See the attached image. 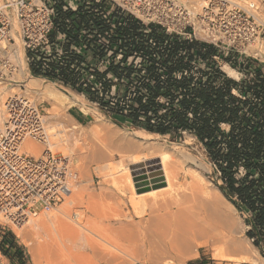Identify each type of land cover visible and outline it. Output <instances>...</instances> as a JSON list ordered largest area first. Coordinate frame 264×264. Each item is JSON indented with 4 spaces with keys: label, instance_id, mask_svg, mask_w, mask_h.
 Instances as JSON below:
<instances>
[{
    "label": "trees",
    "instance_id": "1",
    "mask_svg": "<svg viewBox=\"0 0 264 264\" xmlns=\"http://www.w3.org/2000/svg\"><path fill=\"white\" fill-rule=\"evenodd\" d=\"M72 15L55 6L52 30L56 25L62 31ZM96 19L84 13L72 23L99 25ZM127 26L118 34L120 46L125 57L136 52L141 60L110 63L103 76L110 73L117 78V94L124 99L122 105L104 107L115 119L150 135L172 140L184 133L192 136L216 170L222 195L246 216L248 238L264 249V68L224 57L211 45L167 36L153 26L145 34L139 22L129 18ZM62 49L68 51V46ZM220 61L247 78L239 82L228 78ZM78 65L71 51L61 66L51 63L50 68L60 71L64 86H74ZM28 68L32 76L55 81L36 71L34 59ZM104 86L108 89L111 83Z\"/></svg>",
    "mask_w": 264,
    "mask_h": 264
},
{
    "label": "built area",
    "instance_id": "2",
    "mask_svg": "<svg viewBox=\"0 0 264 264\" xmlns=\"http://www.w3.org/2000/svg\"><path fill=\"white\" fill-rule=\"evenodd\" d=\"M102 1L109 3L119 15L138 21L145 34L153 26L167 36L211 45L224 57H235L239 63L249 62L264 68V0ZM54 5L41 0H2L0 81L11 80L20 61L11 34L16 22L15 36L26 61L29 63L34 59V68L40 75L49 74L54 77V83L62 82L63 75L58 69L50 68V64L61 66L71 53L58 47L52 49L53 44L49 42ZM99 17L101 25L96 29L104 31L102 35L97 32L98 41L91 45L92 50L102 54V66L107 68L110 63L122 65V61L138 63L141 56L132 52L125 57L120 40L115 51L110 47V41L116 39L115 28L105 13H100ZM148 43L151 47L155 45L152 40ZM86 44L84 42L82 47L74 50V55L80 56ZM83 69L78 66L74 71ZM93 72L90 69L91 80ZM92 91L100 96L108 94L100 83ZM108 105L114 107L115 103ZM4 112L0 128V222L22 229L37 215L51 211L64 201L70 194L72 173L65 158H55L50 152L40 158L22 153L25 141L40 143L46 140L43 117L27 95L8 97ZM0 264H3L1 254Z\"/></svg>",
    "mask_w": 264,
    "mask_h": 264
},
{
    "label": "rangeland",
    "instance_id": "3",
    "mask_svg": "<svg viewBox=\"0 0 264 264\" xmlns=\"http://www.w3.org/2000/svg\"><path fill=\"white\" fill-rule=\"evenodd\" d=\"M1 2L2 0H0V4ZM15 31H17L16 22H14L13 24L11 34L14 38V48L17 50V54L20 56V61L17 64V69L13 72V77L11 78V80L7 79L3 82L0 81V109L4 112V103L8 97L14 94L27 95L28 98L31 99L33 104L38 108L41 116L43 117L44 130L46 135V140L44 142H36V144L39 145L40 149H42L43 152H41L38 157L32 155L31 156L34 158H40L42 155H44L45 153H49L50 151V153L55 158H65L69 163L72 173V181H70V185L72 188V192L70 190V193L72 195L71 197L68 195L70 199L67 196L64 201L59 203L54 209L47 213H57V215H59V211H61L62 209L65 210L64 208L69 207L66 206L69 204L72 210H77L76 208H78L77 211H81L82 209V211L86 212L88 215H90V213H97V216H102L101 218L104 219L105 217H112L113 215L118 213L117 206L119 202H124V205L128 206L130 209V206L128 204L129 193H126L128 191V184H126V180V182L123 180L126 179L124 176V167H127L129 169V164L131 162L130 160L133 157L140 156L143 153L139 152L138 149L129 150L127 151L128 153L126 152L127 154L121 152L116 146L117 143H115V137V139L118 140L117 142H120V140L123 139L131 143L139 144L142 140L152 141L166 148L174 149L175 147H177L179 148L178 151L180 150L183 155L189 156V159L187 161L176 167V169H178L176 171L177 176L175 179V182L177 183L176 189L179 191L178 193H181L183 195L190 193L191 190L194 191L197 197L195 203V212L198 218L202 219L210 215H207V213H205V208L202 207L200 203L207 201V190L209 192L211 191V195L215 196L218 191L222 195L218 188L220 182L217 181L216 170L209 163L203 148L192 136L184 133L180 138L172 140L170 137L150 135L142 130H136L132 128L127 121L115 119L109 112V108L104 107L109 103H119L120 105H122L124 99L122 95L111 92V94H107L105 96H79L72 93V91H70L68 88H65L57 83L43 79L41 77L32 76L29 71L28 62L26 61L23 49L20 45V41L15 36ZM225 65V63L220 61V69ZM232 70L236 73V77L234 78L228 77L221 69V71L228 78L236 82L247 78L245 74L235 69ZM32 78L40 79V83L42 86L48 87L54 92L62 93L66 97H69L71 101H74L78 103L79 106L85 108L89 112V115H91L89 120L84 123L83 126H80L79 124L74 122L70 116V113L72 109H79V106L77 107L74 105H66L65 107H60L55 102L45 99V97L40 94L42 90L33 91L29 87L28 82ZM20 88L22 89V92L20 91ZM1 97L4 100H2ZM3 112L0 128L2 127V124L4 122ZM95 119H99V121H101V123L99 122L97 124V126L99 125V130L97 129L99 132L96 131V134L90 130L93 125L95 126ZM50 144H53V147H49ZM62 149L64 155L62 154L63 152H60V150ZM94 152H97L96 157L94 155ZM97 156H99V158ZM129 174L130 179L133 182V177L130 171ZM72 198L74 199V202ZM162 198L163 196L158 197L159 200ZM223 198L224 200H226L224 196ZM66 200L71 201L70 203H68L69 201L67 202ZM71 202H73V205H71ZM226 202L230 204L227 200ZM77 205L81 206L76 207ZM230 205L233 209L228 205L226 206L225 202L223 203V205L220 203V209L218 208V210H221V214H211V216H209L210 218H208V225L212 227V238L210 237L211 240L207 237H205L207 239L199 238V240L198 238H196L193 241V248L196 257L186 260L183 264H253L249 261V258L251 257L259 258L260 262L264 264V249L261 247L257 248L254 245V240L248 238L247 236V232L250 229L245 222L246 216L241 215L232 204ZM84 206L88 207L89 209L84 208ZM98 210L101 211V213ZM102 210L104 213L102 212ZM230 212L231 214H229ZM106 213L110 214L107 215ZM44 214L46 213H40V215ZM218 216H220L221 218ZM39 217L40 216L37 215V217H35L30 224L19 230L11 226H7L3 222H0V254L3 257V264H33L30 255V249H34V238H31L30 234L32 231H34V223ZM139 218L141 219L139 220ZM139 218L136 217L137 220L134 219V221H146L147 219H149V216L145 214ZM111 224L110 225L113 228L119 227V223L114 221V219L111 220ZM222 236L226 237H223V240H225L224 242L227 243L225 246L226 248H224L225 250L222 249L221 246V242L223 241ZM91 237L96 238L95 236ZM5 238H7V240ZM93 240L99 241L100 239L96 238ZM212 240H215L214 243L212 242ZM231 241H236L237 244L239 243V248L234 249L233 247H231ZM218 242L220 243V246L217 245ZM251 247L254 248L255 251L252 250ZM7 250L9 251V253L5 255V252ZM220 251H222L224 257L226 256V259H219ZM65 258L66 257L64 255L59 259L60 264L64 262ZM244 259L247 260L241 261ZM169 261H174V258L166 259L162 262V264H165ZM42 264H47V262H42Z\"/></svg>",
    "mask_w": 264,
    "mask_h": 264
},
{
    "label": "bare ground",
    "instance_id": "4",
    "mask_svg": "<svg viewBox=\"0 0 264 264\" xmlns=\"http://www.w3.org/2000/svg\"><path fill=\"white\" fill-rule=\"evenodd\" d=\"M221 69L228 77H236V73L228 66H222ZM28 85L33 91L42 90L40 94L45 99L55 102L60 107L66 105L79 106L78 103L71 101L69 97L62 93L54 92L48 87L42 86L40 79L32 78ZM79 109L83 113L89 114L82 106H79ZM2 112L0 109V123ZM99 122L101 123L99 119L94 120L95 126L93 125L90 129L93 133L99 130V125L97 126ZM114 140H116L117 148L123 153L132 149H138L139 152L143 153L140 156L131 157L129 169L124 167L126 179L123 180H126V184H128L126 193H129L128 204L130 209L124 205V202H119L117 206L118 213L104 219L101 218L102 216H97L96 212H94L96 214L90 213L88 215L82 209L81 211H77L78 208L72 210L69 204L66 206L70 208L63 207L65 210H58L59 215L57 213L39 214L40 217L34 223V231L30 234V237L34 238V249H30L33 264H42V262L60 264L59 259L64 255L66 258L61 264H162L164 260L169 258H174V261L165 264H183L186 260L196 257L193 248V241L196 238L198 240L205 237L210 239L212 227L208 225V218L211 214H221V210H218V208L220 209L219 204L223 205L225 202L226 206L232 208L219 191L214 196L210 194L211 191L205 189L207 190V201L201 202L200 205L205 208V213L210 215L202 219L198 218L195 212L197 197L194 191L191 190L190 193L183 195L178 193L179 191L176 189L175 179L178 170L176 167L187 161L189 156L183 155L177 147L174 149L166 148L152 141L141 140L139 144H135L123 139L117 142L118 140L115 137ZM49 147H53V144H50ZM21 150L22 153L35 157L43 152L39 145L32 141H25ZM60 152H63V149ZM62 154L64 155V152ZM94 155L96 157L97 152H94ZM97 157L99 158V156ZM129 171L132 174L133 182L130 179ZM71 195L70 193L69 196L71 197ZM160 196H163V198L159 200L158 197ZM73 202H71V205H73ZM84 208L89 209L85 206ZM99 212L101 213V211ZM145 214L149 216L146 221H134L136 217L139 218ZM112 219L119 223L118 228L111 226ZM91 236L99 238L101 242L93 240L96 238ZM214 241L212 240L213 243ZM224 241L221 242L222 249L226 248L227 243ZM218 243L217 245L220 246V243ZM238 245L240 244H237L236 241H231V247L234 249H238ZM219 257L221 260L226 259L222 251H220ZM245 260L247 259L241 261ZM249 261L253 264H262L259 258L251 257Z\"/></svg>",
    "mask_w": 264,
    "mask_h": 264
},
{
    "label": "crops",
    "instance_id": "5",
    "mask_svg": "<svg viewBox=\"0 0 264 264\" xmlns=\"http://www.w3.org/2000/svg\"><path fill=\"white\" fill-rule=\"evenodd\" d=\"M47 4L54 3L53 12L55 10V6L61 7L63 12L70 11L72 12V16H70L69 20L64 22V26L61 30L56 28L57 26L54 25L53 30L48 36L49 42L53 44L52 49L54 48H64V46H68V51L74 54V50L76 51L77 48L82 47L83 43L86 44V49L81 50V55L77 57L79 60V67H83V70H80L78 74H76V83L74 86L67 85L61 82L59 85L68 88L72 93L79 95V96H89V95H98L96 92L92 91L93 87L100 83L104 92L111 94L114 92L115 94L118 93L120 86L118 85L117 78L107 73L103 76L106 72L107 68H104L102 65L103 56L98 51L92 50L93 46L91 44H95L97 40V32H100L102 35L103 31H97L96 23L86 24V25H76L72 23V20H75L76 23L79 20L80 15H92L94 16L99 25H101V19L99 17L100 13H105L108 16V19L111 22V25L115 28V41H110V47L115 51L118 47V39L122 28H127L128 17L119 15L118 11L113 9L109 3L104 2L102 0H41ZM91 8V9H90ZM84 11V13H83ZM54 16V14H53ZM106 29V28H105ZM117 33V34H116ZM91 40V42L89 41ZM92 40H94L92 42ZM90 44L91 46H88ZM117 46V47H116ZM77 68V67H76ZM90 69L94 72L93 80L90 79ZM72 72V71H71ZM43 78V77H42ZM45 79V78H43ZM55 80V79H54ZM111 83L110 88H106L104 85L106 83ZM114 90L112 91V89ZM92 104V103H91ZM70 116L74 122L83 126L86 123L91 115L85 114L80 109H72Z\"/></svg>",
    "mask_w": 264,
    "mask_h": 264
}]
</instances>
